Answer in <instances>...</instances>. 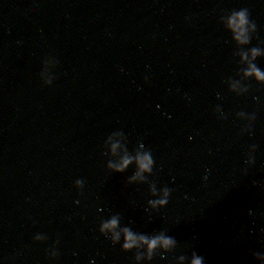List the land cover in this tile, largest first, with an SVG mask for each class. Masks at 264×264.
Segmentation results:
<instances>
[{"label":"water","instance_id":"1","mask_svg":"<svg viewBox=\"0 0 264 264\" xmlns=\"http://www.w3.org/2000/svg\"><path fill=\"white\" fill-rule=\"evenodd\" d=\"M242 8L255 60L228 27ZM249 63L264 71V0H0V264H264ZM141 143L155 165L132 180ZM113 216L176 246L125 252L99 231Z\"/></svg>","mask_w":264,"mask_h":264},{"label":"clouds","instance_id":"2","mask_svg":"<svg viewBox=\"0 0 264 264\" xmlns=\"http://www.w3.org/2000/svg\"><path fill=\"white\" fill-rule=\"evenodd\" d=\"M249 26L253 30L254 33L257 31V25L254 21L250 20V13L247 8H242L240 10H233L231 15L228 17V27L231 29L232 38L235 41L238 48L241 50V54L244 60L248 59V52L251 53L252 59L255 60L257 56L262 54V49L260 47H251L248 48L247 51H244L243 46L250 45L253 35L249 32ZM244 74L248 77L255 76L256 80L259 82H264V71L257 66L256 63H249L248 67L243 70ZM119 147V145H113V151ZM253 148H256L255 145H252ZM135 160L137 161L139 171L131 177L132 180L137 178L145 179L142 176L143 172H153V166L155 165V161L153 159L152 153L150 150L145 149L144 145L141 143V150L137 152L135 156ZM132 162V158L125 156L122 164L120 165H110V167H115L117 171L123 172L125 168ZM254 162V158H253ZM75 183L77 185L83 184V180H76ZM172 189L168 187H163L160 189V193H162L161 198L159 199H151L148 203L152 206V209L158 210L159 208L166 207L169 203V198L171 196ZM150 193L152 196H157L160 193L157 192V187L155 183L150 184ZM120 217L113 216L110 220H106L102 222L99 231L102 235L109 238L113 245L121 244V232L124 234V241L122 243V250L125 252H131L134 248H139L141 245L147 246V255L148 258L151 259L154 253V250L158 247H162L165 250H170L176 246L177 241L171 237L165 235L163 232L157 235H147L142 233H135L129 227L120 228L119 231L116 229L119 227ZM113 232V236L108 237L106 233L108 231ZM144 256L143 252H136L135 260H139ZM184 259L183 256L180 257ZM191 264H203V258L196 256L193 253V259Z\"/></svg>","mask_w":264,"mask_h":264}]
</instances>
